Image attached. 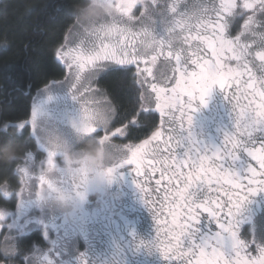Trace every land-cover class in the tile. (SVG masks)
I'll use <instances>...</instances> for the list:
<instances>
[{"label":"snow or ice","instance_id":"snow-or-ice-1","mask_svg":"<svg viewBox=\"0 0 264 264\" xmlns=\"http://www.w3.org/2000/svg\"><path fill=\"white\" fill-rule=\"evenodd\" d=\"M112 4L116 12L126 18L120 21L113 19L112 42L100 40L88 52L75 49L58 51L57 56H71L68 66L75 65L77 74L85 67L102 70L108 63L121 70L135 68L132 79L134 86L140 87L152 75L151 68L140 67L142 63L155 64L159 56L165 55V50V58L175 60L174 72L179 73L180 78L176 81V88L171 90L172 94L166 95L167 90L151 85L152 92L156 93L155 107L159 111L163 131H154L150 139L139 145H124L125 154L115 165H135L136 176L142 175L146 180L159 173L160 179L155 181L156 192L163 195H158V207L155 206L157 201H151L157 225L156 239L151 246L169 264L175 257L180 259V264H264V222L253 225L245 211L250 198L264 192V0H243V3L221 0L218 5L209 0L206 4L191 6L162 4L160 0H112ZM137 5L143 8L139 17L132 14ZM7 7L6 3L0 4V11H6ZM237 18L242 19L243 24L233 36L231 28ZM193 45L195 50H192ZM201 52L204 56L200 55ZM189 64L195 66V70L190 72ZM145 73L144 80H139ZM182 85L183 99L176 90ZM214 85L219 86L225 95L227 90L234 89L232 96L226 95V98L235 112L237 135L230 137L226 134L222 147L209 149L201 148L189 134L190 146L181 157L176 152L180 146L177 130L184 128L181 122L184 108L187 107L190 113L187 115L190 127L194 102L205 105ZM72 95L78 101L77 95ZM107 111L110 113L111 109ZM176 111L181 113L179 117L175 115ZM150 112V108L141 105L140 112L134 110V118L124 128H117L109 134L107 128L95 126L92 122L94 112L82 105L80 131L112 141L126 138L127 129L135 127L139 117ZM36 117L37 111L33 110L31 120L27 122L33 133L36 131ZM16 127L23 130L26 124L18 123ZM4 138L5 134L0 133V139ZM258 140L260 147L256 148ZM241 152L247 157H244L241 171L230 164L225 166L229 160H238ZM249 158L258 164L259 171ZM23 160L25 166L18 167L20 183L28 185L30 180H35L39 185L36 191L38 198L47 183L42 170L54 166V160L51 154H47L43 161L34 160L33 155ZM29 163L31 169L27 166ZM37 166L40 171L38 176L32 171ZM107 171L111 176L114 167ZM162 181L165 184L160 188ZM135 183L143 192L137 179ZM3 189V197L12 195L8 188ZM24 191L21 187L17 196H23ZM213 192L217 195H211ZM254 211L264 218V210ZM204 213L207 214L206 223L201 220ZM165 214L171 220H166L161 227L160 216ZM3 220L4 213L0 211V221ZM212 224L216 225L215 230ZM246 224L253 237L251 240L241 239L240 236ZM257 233L260 242L255 239ZM2 239L8 248L5 256L18 255L20 264H44L45 260L47 264H53L38 252L33 254L30 248L18 247L7 234H3ZM251 244H255V255L249 250Z\"/></svg>","mask_w":264,"mask_h":264},{"label":"flooded vegetation","instance_id":"flooded-vegetation-1","mask_svg":"<svg viewBox=\"0 0 264 264\" xmlns=\"http://www.w3.org/2000/svg\"><path fill=\"white\" fill-rule=\"evenodd\" d=\"M84 2L78 10L86 7L87 11L93 9L94 12L90 14L86 32L77 39L68 52L74 49L88 52L93 47V44L99 43L100 40H104L106 43L112 42L114 39L111 36L113 19L117 21L126 19L116 12L112 0H87ZM116 2H123V0H116ZM160 2L162 4L180 3L181 5L188 4L191 6L206 4L209 0H168ZM212 2L218 5L221 0H212ZM237 3H243V0H237ZM96 10H100V16H97ZM141 11H143V8L137 5V7L133 8L132 14L135 17H139ZM242 24L243 20L237 18L232 25L231 35L235 36ZM192 50H195V45H193ZM165 55L159 56L155 64L142 63L140 65L141 68H151L152 75L147 77V82L144 83L143 87L135 85L139 88V97L142 103H139L135 112H140L141 105L145 106V108H150L151 112L142 114L139 117L138 124L135 127L130 126L127 129L126 138H118L112 141L111 139H102L93 134H84L80 131L81 106L83 105L88 108L90 112L100 110L93 104V99L85 97L87 93H90V91L93 93L95 86L98 89L97 83L108 71L113 69L121 70L112 63H108L105 68L99 71L90 70L89 67H85L79 74H77L76 67L73 65V67L69 68V73L72 75V83L64 92L53 93L52 95L50 93H43L44 90L42 89L48 86V83L55 78L52 77L48 81L35 86L29 92L28 109L24 117L15 121H3L6 124V129L11 126L15 128L18 134L26 135L27 142L31 146L25 148L12 165V172L16 175L14 181L3 178L0 180V184L11 182L14 185L17 183L19 177L16 171L17 164L28 154V151L30 152L29 156L33 155V159L36 158L37 153H41L45 157L47 154H51L54 160V166L45 168L42 171L47 183L44 190L39 194L41 205H28V200V204L25 206L26 212L37 213L38 219L20 222V227H22L20 234L21 246L30 248L33 254L38 252L41 257L50 259L53 264H169L160 252L151 246L152 241L156 239L157 229L151 211L154 207L151 201H157V205L155 206L158 207V195H163L162 192H156L157 185L155 181L160 179L159 173L153 174L151 180H146L142 175L136 176L134 172L135 165L115 167L125 154L124 145H139L145 139H150L154 131H163L160 128L161 117L155 107L156 93L152 92L151 85L155 84L158 89L167 90L166 95H171V90L176 88V81L180 78V74L174 72L175 60L166 59ZM200 55L204 56V53L201 52ZM60 58L57 56L58 64L65 71L66 68L63 64L66 62L69 65L71 63V56ZM193 70H195V66L189 64V71ZM124 71H126L124 73L130 77L134 85L132 78L135 75V68H132L131 71ZM63 75L57 77L61 78ZM146 75L147 73L138 79L143 81ZM88 80L92 81L91 87L84 85ZM99 86L101 85L99 84ZM183 87L184 85L176 89L181 94L182 99L184 98L182 93ZM101 90L102 94H106L105 99L108 100L109 98L113 102L108 91L103 87ZM233 91L234 89L227 90L226 95L231 97ZM41 93L43 94L41 95ZM73 93L77 95L78 101L73 99ZM226 95L219 86L214 85L206 98L207 103L205 105H201L199 101H195L193 105L195 110L191 113L192 124L190 127L187 122V115L190 113L187 107L184 108L185 115L181 121L184 128L177 130L180 146L176 149V152L179 156L182 157L190 146L189 134L195 138L201 148L209 149L222 147L226 134L230 137L237 135V129L234 125L235 112L232 111V104L226 98ZM141 96H143V100ZM84 101H87V104H84ZM113 104L114 106L110 108V113L107 111V108L102 110L111 117L108 126H99L92 116V122L95 126L97 128H107L109 134L117 128H124L128 124V121L134 118L132 111H130L125 112L124 119H118L119 110L114 102ZM33 110L37 111L36 123L52 119L56 122L58 121L61 125L60 131L63 138L67 137L79 141V146L85 140L95 138L102 145L106 143L111 145L113 150L121 154V158L117 162L108 166V169L114 167V171L111 175L110 187L106 193L89 189L86 184L89 178L88 171L82 166L78 167L67 161L65 153L62 150L50 149L37 140L35 133L30 128V124L27 123L31 120ZM175 115L179 117L181 113L176 111ZM18 122L25 123V129H18L16 127ZM167 127L168 125L165 124V128ZM255 147H260L259 140ZM32 149H35L36 152ZM208 154L211 155V153ZM200 155H204V153H200ZM244 157L247 158L241 152L238 160L234 162L229 160L225 166L230 164L237 171H241ZM249 162L259 171V166L255 161L249 158ZM76 176L79 177L78 180L75 178ZM53 177L56 178L55 183L53 182ZM135 179L140 182L141 187L144 189L143 192L137 187ZM164 184L165 181H162L160 188H163ZM38 188L39 185L37 186ZM53 191H64L75 197L79 204L77 212L69 217L50 209L44 203L42 194ZM0 193H2L1 190ZM211 195L216 196L217 194L213 192ZM144 201H148V203L145 204ZM254 209L264 210V192H259L254 197H251L250 203L245 209L248 219L253 225H260L264 222V218L260 217L258 211H254ZM206 217L207 214L204 213L201 217L202 223L207 222ZM166 220L170 221L171 217H168L166 214L160 216L161 227H163ZM212 228L215 230L216 225L212 224ZM240 236L244 240H251L253 238L249 234V225L246 224L241 229ZM255 239L257 242H260L259 233H257ZM249 250L255 255V244H251ZM44 264H47V260L44 261ZM171 264H180V259L178 257L173 258Z\"/></svg>","mask_w":264,"mask_h":264},{"label":"trees","instance_id":"trees-1","mask_svg":"<svg viewBox=\"0 0 264 264\" xmlns=\"http://www.w3.org/2000/svg\"><path fill=\"white\" fill-rule=\"evenodd\" d=\"M84 1L87 0H0V4L8 5L6 11H0V133L5 134L0 139V148L17 141L23 144V151L31 146L26 135L18 134L11 126L6 129L3 121L24 117L29 92L64 74L54 52ZM124 72L113 69L99 80L118 107V119H124L125 112L133 113L140 103L135 86ZM13 163H0V180L14 181ZM3 201L0 197V202Z\"/></svg>","mask_w":264,"mask_h":264},{"label":"rangeland","instance_id":"rangeland-1","mask_svg":"<svg viewBox=\"0 0 264 264\" xmlns=\"http://www.w3.org/2000/svg\"><path fill=\"white\" fill-rule=\"evenodd\" d=\"M94 1H96V0H94ZM160 1H168V0H160ZM86 11H87L86 7L77 11L78 14H76L77 17L75 18L74 23L72 25H70V28L68 29L67 33L65 34V38L63 39L61 44L56 48V50L54 52L56 58H57V52L58 51L59 52H61V51L62 52H68L69 49L71 47H73V45L75 44L77 39L80 38L82 36V34H84L86 32L87 25L89 24L90 14H92L94 12L93 9L91 11H89L90 14L88 16V19L84 20L83 16H84ZM96 14H97V16H100L101 15L100 10H96ZM70 29H71V31H70ZM61 62H63V61H61ZM63 65L66 68L64 75L61 78L55 77L54 79H52V81H50L48 83V86H46L45 88L42 89V90H44L43 93H45V94L50 93L52 95L53 93L56 94V93H60L62 91L64 92L71 85L72 75L69 73V67H68L66 62H64ZM93 81L96 82L95 80H93ZM91 82H92L91 80H88L84 83V85L86 87H89V86L91 87L92 86ZM97 86H98V89L95 86V88L93 89V93L90 91V93H87V95L85 97H87L88 99H93V101H94L93 104L96 106L97 109L104 110L105 108H107V109L112 108V106H114V104L111 101V99H109V98H108V100L105 99L106 94L104 95L101 93L102 87L99 86V82L97 83ZM134 90L137 93L136 96L138 97V101L140 102V104H142L140 101V97H139V88L137 86H135ZM43 93H41V95ZM18 123H20V122H18ZM36 127L37 128L35 131V136H36L37 140L39 142H42L46 147H48L50 149H53V150L60 149L65 153L66 149H68V148L75 150L76 148L80 147L79 141H75L74 139H70L67 137L63 138V136L61 135L62 132L60 131L61 125L58 123V121L56 122L53 119L47 120V121L42 120V121H39L38 123H36ZM52 132H55L57 135L62 137L63 142H64L62 145L53 146L48 142L47 136ZM69 142H71V143L69 144ZM32 150H34L36 152L35 149H32ZM29 155H30V152L28 151V154L25 155V157L26 156L30 157ZM23 159L18 162L17 167H16V171L18 172V175H19L17 183L14 185H12L11 182L10 183L5 182L4 184H0V190L2 191V196H0V197L4 200L3 202H0V211H3V213H4L3 224H1L2 221H0V225H2V228H0V249H3L4 247H6V245L2 239L3 234H7V235L11 236L13 238V240L16 242L17 246L20 247L21 246L20 234L22 232V229H21L22 227H20L21 226L20 222H24V221L28 222V221H32L34 219H36V220L38 219L37 213H35V212L34 213H27L26 209H25V206L28 204L27 203L28 200H29L28 205H35V206H40L41 200H40V197L37 198V196H36L38 183L35 180H30L28 182V185H22L20 183L21 173L18 171V167L25 166L26 162ZM44 159H46V157L43 154L37 153L36 158L34 160L43 161ZM27 166L31 169L30 163L27 164ZM32 171H33V175H36V176L40 175L39 166H37V168L32 170ZM3 187L8 188V190L12 193V195H10L9 197H6V198L3 197V191H4ZM21 187H24V189H25V191L23 193L24 195L21 197H18L17 193H19V189ZM0 264H20V258L18 255H9L6 257L5 252L0 251Z\"/></svg>","mask_w":264,"mask_h":264},{"label":"clouds","instance_id":"clouds-1","mask_svg":"<svg viewBox=\"0 0 264 264\" xmlns=\"http://www.w3.org/2000/svg\"><path fill=\"white\" fill-rule=\"evenodd\" d=\"M90 12L86 11L83 19L87 20ZM96 123L101 127L110 124L111 117L102 110H96L93 113ZM48 142L53 146L62 145L63 139L55 132L47 136ZM23 151V144L19 141L14 142L6 147L0 148V163L11 164L19 158ZM121 158L118 151L113 150L109 144H101L97 139L91 138L85 140L79 148L75 150L68 148L65 151V159L75 166H82L89 173L86 182L89 189L95 191L107 192L110 187L111 176L108 174V166L117 162ZM77 180L78 176L75 177ZM53 182L56 178L53 177ZM44 203L52 210L60 212L71 217L77 212L79 204L75 197L64 191H53L42 194ZM0 251L7 252L8 248L4 247Z\"/></svg>","mask_w":264,"mask_h":264}]
</instances>
